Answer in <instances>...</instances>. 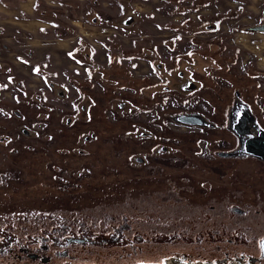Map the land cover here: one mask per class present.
Here are the masks:
<instances>
[{"label":"rangeland","instance_id":"1","mask_svg":"<svg viewBox=\"0 0 264 264\" xmlns=\"http://www.w3.org/2000/svg\"><path fill=\"white\" fill-rule=\"evenodd\" d=\"M263 239L264 0H0V264Z\"/></svg>","mask_w":264,"mask_h":264},{"label":"water","instance_id":"2","mask_svg":"<svg viewBox=\"0 0 264 264\" xmlns=\"http://www.w3.org/2000/svg\"><path fill=\"white\" fill-rule=\"evenodd\" d=\"M262 241H264V239H263ZM262 241H261V242H262ZM261 242H260V246H261V258L264 259V246H262ZM175 260H178V261H180L181 263H183V260H179V259H175ZM171 261H172V260H171ZM171 261L165 262L164 264H170ZM256 261H257V259H250V260H249V263H245L244 261H242V262H240V263H241V264H255ZM238 262H239V261H238ZM218 264H220V263H218Z\"/></svg>","mask_w":264,"mask_h":264},{"label":"bare ground","instance_id":"3","mask_svg":"<svg viewBox=\"0 0 264 264\" xmlns=\"http://www.w3.org/2000/svg\"><path fill=\"white\" fill-rule=\"evenodd\" d=\"M240 262H242V261L239 260V262H235V263H233V264H241ZM244 262H245V261H244ZM245 263H249V262H245ZM170 264H186V263H184V262L181 263L180 261L173 259V260L171 261ZM199 264H200V263H199ZM220 264H225V263H220Z\"/></svg>","mask_w":264,"mask_h":264},{"label":"snow or ice","instance_id":"4","mask_svg":"<svg viewBox=\"0 0 264 264\" xmlns=\"http://www.w3.org/2000/svg\"><path fill=\"white\" fill-rule=\"evenodd\" d=\"M38 71V70H37ZM262 246H264V241L261 242Z\"/></svg>","mask_w":264,"mask_h":264},{"label":"flooded vegetation","instance_id":"5","mask_svg":"<svg viewBox=\"0 0 264 264\" xmlns=\"http://www.w3.org/2000/svg\"><path fill=\"white\" fill-rule=\"evenodd\" d=\"M245 262H249V260H247V261L245 260ZM255 264H258V262H256Z\"/></svg>","mask_w":264,"mask_h":264}]
</instances>
